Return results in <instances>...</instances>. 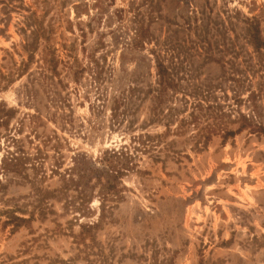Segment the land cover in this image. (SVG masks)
Masks as SVG:
<instances>
[{"label": "rangeland", "instance_id": "1", "mask_svg": "<svg viewBox=\"0 0 264 264\" xmlns=\"http://www.w3.org/2000/svg\"><path fill=\"white\" fill-rule=\"evenodd\" d=\"M29 15L45 30L30 61ZM247 19L264 40V0H0V102L15 108L0 158H30L0 171V264H264V132H236L240 114L264 121V47ZM155 54L180 79L163 111ZM73 59L87 66L77 78ZM208 103L233 134L203 144ZM75 163L98 170L79 188L66 183ZM108 163L122 170L104 192ZM12 213L29 219L13 227Z\"/></svg>", "mask_w": 264, "mask_h": 264}, {"label": "trees", "instance_id": "2", "mask_svg": "<svg viewBox=\"0 0 264 264\" xmlns=\"http://www.w3.org/2000/svg\"><path fill=\"white\" fill-rule=\"evenodd\" d=\"M247 36H248V42L249 44L256 50L259 51L261 48L264 47V40L260 36V28L257 21L253 19H247ZM25 25L29 28L30 33V40L26 41L23 44V47L26 49L28 54V61H30L31 58L34 56V51L38 49V40L40 37H44L45 30L40 26H36V23L33 19V15H29L26 17ZM25 31V28L23 29ZM136 36L138 40H140V44L142 45V42L146 40H150V37L148 35L146 36L144 33V30H136ZM64 49L63 54L65 57L71 58V50L67 47L64 48V45L62 47ZM54 47H48L47 53L45 52L44 55L41 57V67L45 71H49L50 73L56 72V66L59 62V57L55 53ZM89 64L88 70L91 72H94L97 68H102L100 66V60H97L92 54L89 56ZM155 57V69H156V86L153 89L155 92V98H156V105L160 107V110H164L163 104L166 103V100L170 98L172 95L179 93L180 88V79L174 75L173 71H175L174 67H170V63H164L163 59L159 58L158 54L154 55ZM28 61H23L19 68V70L16 74L18 77L22 75V72L27 67ZM73 61L76 62L75 69L73 71V75L77 78L80 76L86 69L87 66H82L80 63H78L77 59H73ZM68 62V61H67ZM43 63V64H42ZM66 63V62H64ZM70 64L69 63V67ZM43 65V66H42ZM152 90V89H151ZM184 96L186 93H183ZM208 106L210 107V111L208 114L205 115L203 119L204 125H207L208 127V133L203 138L202 143H207V140L210 138L211 132L214 131H222V139L225 140L227 136L233 134L231 130H228L225 125H221L223 122V118L228 116L225 111H223L221 108H219L218 103L210 104L208 103ZM201 107V105H199ZM168 113H174L175 108H173L171 105H168L165 107ZM115 109H113L114 111ZM15 113L14 107H7L5 103L0 102V125L4 124L5 126L8 124L9 119L13 117ZM190 115L193 117L194 122L196 123L198 121V118L195 116L193 112L190 113ZM240 122L238 124V127L236 129L237 131H241L244 128H248L249 130L253 132H264V121H256L253 119L252 116L246 117L245 115L240 114ZM16 151H11L7 149L5 151V154H3L0 158V171L2 172H8L11 171L13 173H21L26 169V161L30 158L23 157V155L20 154V151L16 147ZM127 155V152L125 150L121 149H109L105 150L103 152V155L100 159H103L104 157L109 158H115L120 159L123 156L125 157ZM32 167H34V163L30 164ZM102 174L106 177V180L101 183V187L103 188L104 192L109 191L114 183L113 181L117 179L121 174V168L117 167L115 164L108 163L104 165ZM96 167H88L83 168L82 170H76V163L73 165L67 173V187H74L79 188L83 180H89V177H91V174L97 173ZM76 174V177H75ZM97 182H100V174L96 175ZM29 218H24L21 216H17L14 213L9 215L8 221L12 222L13 227H18L22 222L27 221Z\"/></svg>", "mask_w": 264, "mask_h": 264}]
</instances>
